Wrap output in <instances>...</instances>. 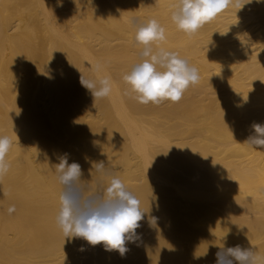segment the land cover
Here are the masks:
<instances>
[{"label": "bare ground", "instance_id": "bare-ground-1", "mask_svg": "<svg viewBox=\"0 0 264 264\" xmlns=\"http://www.w3.org/2000/svg\"><path fill=\"white\" fill-rule=\"evenodd\" d=\"M174 3L0 0V135L13 140L0 179V264H216L223 245L264 256V148L244 143L264 125V0L192 36L172 23ZM133 17L157 19L162 46L199 70L178 103L126 92L122 75L139 62ZM86 57L111 75L109 97L94 101L81 85V73L94 77ZM65 154L91 188L103 161L140 199L144 219L123 256L57 226L54 165Z\"/></svg>", "mask_w": 264, "mask_h": 264}, {"label": "clouds", "instance_id": "clouds-1", "mask_svg": "<svg viewBox=\"0 0 264 264\" xmlns=\"http://www.w3.org/2000/svg\"><path fill=\"white\" fill-rule=\"evenodd\" d=\"M250 2L175 0L171 21L177 30L192 36L229 8L240 10ZM128 23L135 28L134 43L140 50L139 62L122 75L127 85L126 92L145 105H159L164 101L178 103L191 86L199 83V70L177 52L162 46L167 39L166 29L157 19L141 22L133 17ZM86 62L90 64L94 77L87 78L81 73V85L91 92L94 101L109 97L113 90L111 75L100 62L87 57ZM252 128L255 134L244 143L255 150L264 148V125L254 123ZM12 147V138L0 135V179L11 169L7 157ZM54 168L61 186L55 221L64 238H81L93 246L103 244L105 250H116L123 256L128 250L126 243L135 242L136 229L144 219L145 211L140 199L103 161L93 163L97 173L95 189L81 179L80 164H69L67 154ZM14 211V205L8 208L9 213ZM217 247L216 264H264V256L252 247Z\"/></svg>", "mask_w": 264, "mask_h": 264}]
</instances>
